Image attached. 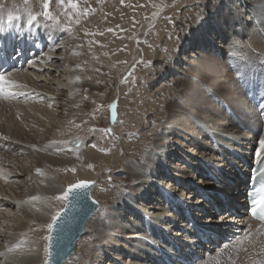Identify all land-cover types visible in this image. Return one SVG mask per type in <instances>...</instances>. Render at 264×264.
I'll return each instance as SVG.
<instances>
[{
  "label": "bare ground",
  "instance_id": "6f19581e",
  "mask_svg": "<svg viewBox=\"0 0 264 264\" xmlns=\"http://www.w3.org/2000/svg\"><path fill=\"white\" fill-rule=\"evenodd\" d=\"M9 11L6 8L0 11V28L6 29L0 31V71L15 68L10 78L26 87L13 89L23 95L4 97L2 101L11 105L0 102V264H38L42 258L38 232L43 224L52 222L58 212L53 198L63 191L54 179L56 172L44 170L45 165L58 169L91 164L94 171L85 172L87 177L107 178L105 171L120 154L135 151L141 156L147 145L144 140L137 143L128 139V135L121 136L119 128L116 133L113 131L118 142L110 156L102 151L107 148L100 145L99 137H92L91 145V140L84 138L81 146L78 138L65 140L62 135L69 126L74 127L90 116L94 102L100 97L94 93L108 88V84L101 83L106 78L82 81L79 65L83 54L75 35L46 23L29 26L27 17L8 24ZM25 29L29 44L24 42ZM260 29H264V0H217L207 10L197 30L183 44L180 55L172 58L163 82L170 83L181 74L194 88L199 87L197 77H205L213 84L212 89L201 95H180L174 104L169 102L165 116L160 119L161 128L153 132L152 147L146 155L130 159L125 169L117 172L110 169L117 182H126L123 196L110 199L113 192L107 191L104 197L114 215L107 219L105 210L106 219L94 225L91 222L97 209L87 220L71 256L79 252L78 241L90 234L86 239L91 246L86 242L80 253L84 264H192L204 252L196 248L199 237L190 226L187 211L209 240L212 235L215 237L214 249L234 239L244 223L251 221L243 213L241 181L235 167H241L246 159L252 160L264 139V112L256 113L264 107V98L259 105L249 104L248 98L237 92L235 77L239 75L231 74L228 66H201L196 54L203 56L204 50L215 49L224 57V63L230 62L235 35H239V39L246 37L258 49L255 51L264 55V33ZM190 47H198L199 51L190 55L196 58L189 62L184 55L190 52L187 50ZM123 90L119 87L117 93ZM210 94L229 103L232 117L208 99ZM117 115L119 119L113 125L125 119L121 105ZM72 119L76 121L71 124ZM144 126L141 131L148 136L154 124ZM38 168L43 174H37ZM212 177L220 185L212 183ZM219 190L225 193L216 194ZM33 196L40 199L30 200ZM171 203L173 208L166 206ZM216 205L220 209L229 208L213 218ZM228 211L232 214L227 215ZM95 218L103 216L96 214ZM208 248L213 246L205 247ZM165 251L167 259L161 258ZM83 261L80 258L76 262Z\"/></svg>",
  "mask_w": 264,
  "mask_h": 264
},
{
  "label": "rangeland",
  "instance_id": "374dc122",
  "mask_svg": "<svg viewBox=\"0 0 264 264\" xmlns=\"http://www.w3.org/2000/svg\"><path fill=\"white\" fill-rule=\"evenodd\" d=\"M216 2L217 0H76L78 8L73 9L66 6L67 0H65V6H61L59 0H52L50 10L58 17L61 27H70L71 30L65 32L76 36V44L83 54V59L79 65L83 74L82 81H87L88 83L104 77L107 80H100L101 83L103 85L108 84L106 90L105 88L102 91L95 89L97 93H94V95L98 94L100 97L98 101L94 102L90 116L88 115L86 120H81L82 123L76 124L74 127L69 126L62 136L67 141H74L76 138L80 139L81 141L78 142L80 146L84 138H88V141L91 140L89 141V145H91L92 137H99L98 139H101L100 145L107 148L102 151L108 156L117 147L115 142H118V139L117 134L115 136L114 132L116 133L118 128L122 134L121 136L128 135V139L130 138L131 141L137 143L140 140H144L146 142L144 145H147L141 156L135 151L128 155L120 154L115 159V163L113 162V166L111 165L105 171L107 178L103 176L87 177L85 172L91 173L94 171V167L89 168L88 165L65 166L58 169L45 165L47 169L44 168V170L49 168L52 173L56 172L54 179L62 185L63 191L66 190L67 186L81 180L95 181L91 192L94 195L93 198L99 203L96 214H101L103 218L96 219L95 214L92 217V219L94 218L91 222L92 224L99 225L102 223L106 219L104 217L106 211L109 216L107 219L114 215L111 209L112 206L108 207L110 204L108 203L109 201L105 200L104 195L107 191L112 190L113 193L111 192L110 199H113L112 197L117 199V195L123 196L122 188L126 186V182H117L110 169L115 170V172L125 169L130 159L146 155L147 151L152 147L153 132L161 128L159 123L161 122V117L165 116L167 112L168 107L166 105L169 102L173 104L177 102V97L180 95H201L203 92H209L212 89L213 84L205 77L201 79L197 77L196 81L199 83V87L195 86L194 88H191L192 85L181 74L178 78L171 80L170 83H164L163 81L165 79L164 73L170 68L172 58L180 55L183 44L197 30L199 24L204 20L207 10L212 8ZM42 3L43 0H28V4L25 5V0H0V11L6 8L16 13L18 11L22 12L25 7H28L34 12H41L43 11ZM23 17L25 18L26 15ZM41 23L53 25L52 21L45 22L43 18H41V22H38V24ZM98 24H102L103 27L99 28ZM22 33L25 37L24 42L29 44L26 29ZM15 34L19 35L20 31L16 30ZM70 36L72 37V35ZM235 37V41L238 40L240 44L236 45L235 42L233 44L234 51L231 53L232 56L230 54L229 57L232 61L229 59L230 62L225 61L224 63V57L218 54L219 52L216 53L215 49L210 48L207 51L204 50L205 55L198 56L199 54H196V57H199L201 66H228L231 74L239 75L235 77L237 92L238 94L242 93V96L248 98V103L252 104L251 96H264V55L260 52L257 53L255 50L258 51V49H255L246 37H241V39H239V35H235ZM187 50L190 52H186L185 55L183 53V55L187 56L189 62L195 60L196 57L190 55L199 51L198 47H190ZM14 70L15 68H12L5 72L11 74ZM241 76L243 79H241ZM119 87L124 89L121 94L117 93V88L119 89ZM163 88L165 89L163 90ZM87 89L88 87L84 90L86 93L89 90ZM85 98L86 100L88 99L87 96ZM3 99L4 97H0V102ZM208 99L219 104L221 110L228 117H232V108H230L231 106L225 99L213 94L208 95ZM2 104L11 105L12 103L2 101ZM110 105H115V108H110ZM120 105L122 106L125 119L122 122L121 120L123 119H121L117 125H113V122H117L119 119L117 114ZM113 112H115V115H113ZM263 112V109L256 111L258 114ZM258 114L256 116L260 117ZM128 115L131 117L135 116V119L130 117V120H126ZM75 121L76 119H72L71 124ZM151 122L154 124L153 128H151L152 132L146 137L141 129L145 127L144 125L151 124ZM235 125L238 126V124ZM106 129H111V131H104ZM82 131L87 132L82 133ZM80 134L82 135L80 136ZM55 135L58 137L59 133ZM122 155L123 157L120 158ZM72 168H75L76 171H71ZM206 181H209L208 178ZM194 183H197L195 179ZM212 183L214 182L212 181ZM215 184L220 185L219 182ZM63 191L55 197L61 195ZM215 193L223 194L225 191L219 190ZM55 197L53 202L55 208L59 211L65 200L55 199ZM172 204H166V206L173 208ZM243 213L245 214V211ZM214 214L211 216L218 218L219 215L215 216ZM146 220L149 222L148 218ZM49 223H51L50 220L43 224L44 226L42 225L40 232H38L40 235H38L37 240L42 246L41 260L43 261L40 260L38 264H44V257H46L44 248L47 240L44 238L48 236L49 229L46 225ZM32 231L35 233V230ZM90 236V234L87 235L88 238ZM87 237L78 241L79 252L70 256L65 261L66 264H84L80 253L83 246L85 247L86 244L90 245L87 242ZM225 246L223 245L220 250L206 255L196 264H214V258L220 253H223L220 257V264H231L230 256L235 261V264H248V254L246 252L243 254L238 251L234 252L232 248H226ZM166 252H162L161 258H168L166 256L168 253ZM80 258L83 263L76 262ZM168 261L171 262V260Z\"/></svg>",
  "mask_w": 264,
  "mask_h": 264
},
{
  "label": "snow or ice",
  "instance_id": "6c2138e0",
  "mask_svg": "<svg viewBox=\"0 0 264 264\" xmlns=\"http://www.w3.org/2000/svg\"><path fill=\"white\" fill-rule=\"evenodd\" d=\"M52 0H43L42 8L43 11L41 12H34L30 8L25 7L22 12H16L13 13L12 11H9L7 13V23L11 24L15 20H20L24 15H26V23L31 26L34 23L41 22V18H43V21H52L54 27H59L62 31H70V27H61V23L58 19V17L50 10V4ZM28 4V0H25V5ZM59 4L61 6H65V0H59ZM67 7L76 9L78 8V4L76 3V0H67ZM199 15V14H198ZM78 23V21H77ZM5 28H0V31H5ZM262 33H264V29H260ZM236 45H239L240 42L237 40L235 41ZM51 59V57H49ZM11 74L5 71H0V97H6V98H14L17 95H23V93H17L13 91L14 88L17 87H26V85L19 84L16 80L10 78ZM243 79V77H241ZM110 108H115V105H110ZM113 115H115V112H113ZM104 131H111V129H106ZM264 139H262L259 142V149L255 153L256 163L260 166L259 171L261 174V179H259V186L253 187L252 190L248 193L249 195V206H250V212L253 215V217H257L258 219L264 221ZM89 168H93V165H88ZM37 173L43 174L41 169H36ZM71 171L75 172L76 169L72 168ZM95 181H78L75 184H71L68 186L67 190H65L61 195L55 197V199H62L67 200L70 195H72L77 200H83L87 193L85 190L91 185L94 184ZM30 200H39V196H33L29 198ZM61 213L57 212L56 215L52 217V222L47 224L46 227L50 230L55 228V225L57 224L59 217ZM44 239L48 241V244L45 246V253H46V259L45 264H49V262L52 260V244L51 241L53 237L51 234L46 236ZM246 240H250L251 236L246 235ZM244 241H238L237 244L233 247V251H237ZM19 247V245H17ZM227 248V245L225 246ZM9 251H12V249H9ZM2 255V254H0ZM223 255V253L218 254L217 257L214 258V264H220V257ZM229 260L231 264H235V261L232 260L231 256L229 257ZM260 264H264V260L260 262Z\"/></svg>",
  "mask_w": 264,
  "mask_h": 264
},
{
  "label": "water",
  "instance_id": "95a60500",
  "mask_svg": "<svg viewBox=\"0 0 264 264\" xmlns=\"http://www.w3.org/2000/svg\"><path fill=\"white\" fill-rule=\"evenodd\" d=\"M94 185L95 183L91 184L85 190L87 195L83 200H77L70 195L58 211L61 213L59 220L54 229H49V234L53 237L51 241L52 260L49 264H62L71 256L76 241L84 232L87 220L98 209L99 203L91 193Z\"/></svg>",
  "mask_w": 264,
  "mask_h": 264
}]
</instances>
